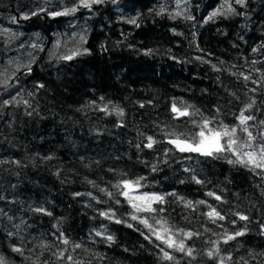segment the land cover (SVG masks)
I'll list each match as a JSON object with an SVG mask.
<instances>
[{"label":"trees","instance_id":"trees-1","mask_svg":"<svg viewBox=\"0 0 264 264\" xmlns=\"http://www.w3.org/2000/svg\"><path fill=\"white\" fill-rule=\"evenodd\" d=\"M228 3L0 0V264H264V0Z\"/></svg>","mask_w":264,"mask_h":264},{"label":"snow or ice","instance_id":"snow-or-ice-1","mask_svg":"<svg viewBox=\"0 0 264 264\" xmlns=\"http://www.w3.org/2000/svg\"><path fill=\"white\" fill-rule=\"evenodd\" d=\"M93 3H100L101 0H92ZM237 3H243V0H236ZM84 6L85 7H88L89 4L87 2L84 3ZM71 11H75V9H72ZM63 14H67V13H55V15H63ZM215 15V14H214ZM190 18V17H189ZM131 23H135V21H131ZM65 59H72V56H68V57H65ZM245 79H248V77H245ZM5 104L9 103V101H5L4 102ZM173 111L174 112H178L179 115H188L187 111H181L179 109H177L175 106H173ZM121 115L123 114L122 112L120 113ZM252 117L250 116H244L243 113H241V117H240V120H241V124H244L246 123V121L248 120H251ZM208 126V121H205V124H204V127H207ZM243 131H248L247 128H244ZM236 132V129H232L231 131H229L227 128H225L222 132H212L211 129H209V135H206L204 131H201L199 133L200 137H201V140L199 141L198 144H188L186 142H183V141H179V140H170L169 143H173L175 144V146L181 151V152H184V151H190V152H200L201 154L203 155H208V156H211L213 155L214 152H221V151H224V148L223 146L221 145L220 143V139L221 137L223 136H232L234 135ZM248 136H249V139H252V134L251 132H248ZM148 140H149V143L147 144V147L151 148L154 141L152 140V137H148ZM235 143V140H232L229 142V148L231 147V144H234ZM245 155L248 157V163L252 164L255 168H264V146H262V150H261V153H260V159L257 160L256 159V154L255 153H245ZM231 162V161H230ZM240 163H245V161L243 160H240L239 161ZM199 183V181H197ZM124 185L126 188H130L132 185L130 182L128 181H125L124 182ZM126 195V193H125ZM209 195H214L213 193H209ZM217 200L220 199L219 196H216L215 197ZM139 199H149V200H162L163 198L162 197H156V196H153V197H140ZM190 206V204H189ZM135 207V205H134ZM139 210V209H138ZM145 210H153L154 209H150V208H146ZM38 211H42V209H38ZM50 215V213H49ZM209 217H218L219 219H224V217L220 216V214L218 212L215 211V209H213L211 212H209L207 214ZM133 219H136V217H133ZM240 219L242 220H246L247 217L246 216H240ZM144 223H147L146 221H144ZM149 227H151L149 225ZM165 231H168L167 229H165ZM189 237H191V233H188L187 234ZM236 236H239V235H243L242 232H237L235 234ZM235 237L234 236H228V239H234ZM108 239H111V237H109ZM157 239H160L159 236H157ZM64 243H67V240L63 241ZM168 243V246L169 247H178V250L179 251H184L185 248H184V244L183 242H181L179 245H174L173 242L171 241H166ZM227 242V241H225ZM78 247V245H77ZM14 251H21L19 248H16L14 249ZM188 255H191V249L188 250L187 252ZM165 255V258L167 259H172V257L168 254V253H164ZM212 253L209 252V256H211Z\"/></svg>","mask_w":264,"mask_h":264},{"label":"rangeland","instance_id":"rangeland-1","mask_svg":"<svg viewBox=\"0 0 264 264\" xmlns=\"http://www.w3.org/2000/svg\"><path fill=\"white\" fill-rule=\"evenodd\" d=\"M228 4L230 6V9H225V10L222 9V11H224V12L221 11L219 13V15H226V14H229L231 12V8H233L232 0H229ZM237 4H240V3H237ZM225 6H227V4H225ZM9 66H11L12 68L17 67L18 70L25 68L24 65H21V66L18 67V66H14L13 64H9ZM18 70H16V71H18ZM220 143H221V139H220ZM240 145H241V149L239 151L236 150V152H237L238 157L241 160H243L245 162L248 161V157L245 155V153H255L256 154V159L257 160L260 159V153L261 152L255 151L251 147L245 146L246 144H240ZM232 146H233V148H235L234 144H232ZM131 185L132 186L130 188H126V187L124 188V193H126L127 198L129 200H131L132 204L135 205V209L136 210L139 209L138 211L143 212L145 214L151 212V210H145V209L146 208L153 209L154 205L156 203H158L160 200H149V199H139V198L140 197H153V196L161 197V196L155 195V194H148V193L141 192L140 188L137 185H134V184H131ZM156 232H157V235L159 237H161L162 239H165V240L171 241V242L173 241L175 243L174 237L169 232H168V236H166L165 234L161 233L159 230H156Z\"/></svg>","mask_w":264,"mask_h":264},{"label":"water","instance_id":"water-1","mask_svg":"<svg viewBox=\"0 0 264 264\" xmlns=\"http://www.w3.org/2000/svg\"><path fill=\"white\" fill-rule=\"evenodd\" d=\"M198 153H200V152H198Z\"/></svg>","mask_w":264,"mask_h":264}]
</instances>
